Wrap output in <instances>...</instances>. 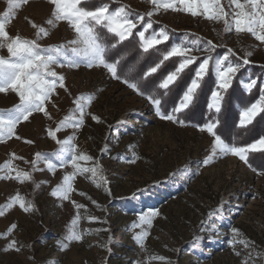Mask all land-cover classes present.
<instances>
[{"label":"rangeland","instance_id":"obj_1","mask_svg":"<svg viewBox=\"0 0 264 264\" xmlns=\"http://www.w3.org/2000/svg\"><path fill=\"white\" fill-rule=\"evenodd\" d=\"M109 1L147 19L154 10L150 0ZM221 4L229 11V0ZM6 10L7 0H0V15ZM50 19L47 0H27L15 10L6 30L12 37L35 39L32 24L44 27L49 35L40 39L42 47L72 37L66 23L50 25ZM151 19L176 37L187 33L193 39L212 41L222 53L227 48L240 57L251 52L250 65L264 68V45L247 33H225L223 22L162 10ZM0 55L6 56V50H0ZM56 71L65 76L68 91L58 88L46 105L51 119L35 113L17 126L21 139L0 142V168L11 162L32 174L31 180L23 182L0 179V209L4 210L0 264H264V171H254L231 155L202 165L210 155L206 134L195 126L160 120L146 100L103 68L57 67ZM80 96L91 97V103L83 125L75 130L74 143L102 169L98 175L106 183L90 173L77 175L74 191L65 201L51 192L72 169L50 173L42 170L44 162L37 166L41 170H33L31 162L37 152L57 150L47 130L73 116V101ZM17 102L13 93H0V112ZM93 115L99 123L91 119ZM71 134L68 128L58 136L65 139ZM105 148L108 152L102 156ZM16 195L32 205L30 211L18 205L6 207ZM73 202L81 207L75 208ZM152 210L158 215L151 226L141 224L139 216ZM77 217L74 230L81 240L68 242L71 222ZM141 231L148 233L143 246L135 240ZM13 243L15 247H9ZM64 244L67 248H62Z\"/></svg>","mask_w":264,"mask_h":264},{"label":"snow or ice","instance_id":"obj_2","mask_svg":"<svg viewBox=\"0 0 264 264\" xmlns=\"http://www.w3.org/2000/svg\"><path fill=\"white\" fill-rule=\"evenodd\" d=\"M47 2L51 5L52 17L48 23L51 25L64 22L73 34L64 43L42 47L39 41L47 37L49 32L34 23L32 28L35 29V39L9 35L6 26L13 18L15 10L21 3H27V0H7V10L0 15V50L7 52L6 56L0 55V93H13L18 100L12 108L0 112V142L13 137L21 139L16 135L17 126L29 121L35 113H42L44 117L51 119L46 105L58 88L68 91L65 87V76L56 71L57 67L78 69L84 66L89 69L103 68L112 79L125 84L146 100L157 118L180 126L186 125L181 116L194 106L205 78L214 74L215 87L207 104L209 115L206 122L197 125L198 131L210 138V155L201 162L202 165L207 166L214 159L229 155L247 165L251 153L264 154V137L244 146H237L222 138L218 127L229 89L234 80L238 79L241 69L250 64L249 57L252 53L245 52L240 57L232 48H227L224 53L213 55L217 45L212 41L193 39L187 33L183 37H173L166 27L156 30L151 19L161 10L184 13L192 17L200 16L208 21L223 22L225 33H247L264 45V0H229V11H225L221 0H150L154 10L147 13L148 19L143 14L132 13L125 5L112 8L108 0H101L99 4H93L91 0ZM160 45H165V48L161 49ZM130 46L138 47L137 56L130 54ZM197 51L207 54L203 57L193 55ZM153 52L159 54L158 61L146 70L137 69L140 60ZM173 58H176L173 61L174 69L158 82L152 80L165 63ZM193 65H196L194 69ZM187 72L193 73L190 82L182 91L173 93L174 88H180L179 82ZM242 86L247 93H252L253 89H257L259 93V98L239 113L237 126L247 129L257 117L264 119V81L259 78L249 79ZM90 103L91 97H77L73 101V116H66L55 128L47 130V136L57 145V150L51 154L37 152L31 162L33 170H41L37 166L44 162L45 169L42 170L50 173H55L57 169H72L70 173L63 175L62 181L51 192L53 197L65 201L70 199V194L74 191L73 181L77 175L90 173L92 178L106 183L103 176L98 175L102 169L95 165L90 156L80 153L74 143L75 130L83 125L85 109ZM91 119L100 122L94 115ZM68 128L73 130V134L60 139L58 133ZM24 143L33 142L24 140ZM107 152L108 149L105 148L102 156ZM81 162H92L94 166L83 167ZM0 173H3L0 175L2 180L23 182L32 179L31 172L14 168L11 162L3 165ZM15 205L24 212L32 208L20 195L12 197L6 207L12 208ZM73 206L77 209L81 207L75 202ZM2 215L4 210L0 209V216ZM157 215L158 212L152 210L140 215L139 221L151 226L152 219ZM78 219L79 217L71 222L73 228L66 236L68 242L81 240V235L74 230ZM147 235V232L141 231L135 236V240L143 246ZM67 246L64 244L62 248ZM9 247L14 248V243ZM158 259L163 261V258Z\"/></svg>","mask_w":264,"mask_h":264},{"label":"trees","instance_id":"obj_3","mask_svg":"<svg viewBox=\"0 0 264 264\" xmlns=\"http://www.w3.org/2000/svg\"><path fill=\"white\" fill-rule=\"evenodd\" d=\"M100 2L101 0H91V3L93 4H99ZM108 2L111 3L112 8L121 6L120 4L112 3L109 0ZM129 11L134 14H138L132 10ZM154 28L159 30L161 26L154 23ZM171 34L173 37H176V34ZM159 47L164 49L165 45H160ZM138 51V47L130 46L129 48V52L133 56H137ZM222 52L223 51H218L216 49V52L213 53V55H216L217 53L222 54ZM159 58V54L155 52L145 55L144 59L140 60L136 67L137 69L146 70L147 67L157 62ZM174 60H176V58L166 62L165 65L151 79L158 82L165 75H167L168 72L172 71L175 67V63L173 62ZM195 67L196 65L192 66L193 69ZM192 74V72H187L179 82L180 88H174L173 93L182 91V89L186 87L187 83L190 82ZM255 78H259L260 81H264L263 67L249 64L241 69V73H238V79L234 80L232 87L229 89V94L226 97L227 103L223 106V111L220 115V124L218 127L222 138H225L229 143H235L237 146H244L247 143L255 142V140L260 137H264V119H261L260 117H257V120L254 121L252 125H249L247 129H242L237 126L240 111L243 110L244 107L250 106L251 103L255 102L259 98L257 89H253L252 93H247L242 86L243 82H247V80ZM214 87L213 74L205 78V82L199 91V95L194 106L189 111L182 114L181 118L185 119L186 125L197 127V125H202L206 122L209 115L207 104L210 99L211 91ZM262 161H264V154L251 153L249 155V164H247V166L254 171H264V165L261 164Z\"/></svg>","mask_w":264,"mask_h":264}]
</instances>
